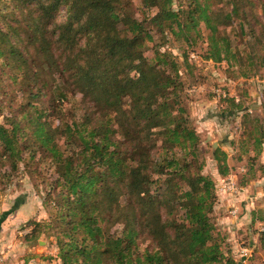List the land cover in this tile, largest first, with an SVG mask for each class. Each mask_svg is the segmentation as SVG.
<instances>
[{
	"label": "trees",
	"instance_id": "trees-1",
	"mask_svg": "<svg viewBox=\"0 0 264 264\" xmlns=\"http://www.w3.org/2000/svg\"><path fill=\"white\" fill-rule=\"evenodd\" d=\"M133 1L0 0V88L11 81L25 98L0 122V184L20 169L26 149L52 159L51 221L32 222L27 237L56 235L62 264H240L212 220L219 190L203 172L181 63L161 47L169 36L194 46L206 31L205 59L242 66L246 57L243 69L258 70L264 0H186L180 8L140 0L141 16ZM254 5L262 13L253 19ZM238 32L250 36L248 53L234 44ZM70 95H80L84 111L66 121ZM242 125L239 146L253 152V164L264 149L263 120L246 112ZM213 157L225 178L226 151L215 148Z\"/></svg>",
	"mask_w": 264,
	"mask_h": 264
},
{
	"label": "rangeland",
	"instance_id": "rangeland-1",
	"mask_svg": "<svg viewBox=\"0 0 264 264\" xmlns=\"http://www.w3.org/2000/svg\"><path fill=\"white\" fill-rule=\"evenodd\" d=\"M133 3L136 15L141 16L140 0H134ZM185 4L186 0L174 1L175 8ZM216 7L229 9L223 2H218ZM248 11L249 17L253 19L255 14L262 13L261 8L256 5ZM237 22L235 20L234 26ZM231 28L232 26L227 29ZM256 29H260L259 23ZM204 32L194 46L169 36L161 49L172 51L181 63L180 72L185 87L184 104L192 126L201 139L202 156L205 158L203 172L214 177L219 192H223L220 188L222 179L229 175L234 174L242 186L238 194L227 193L228 199L223 200L218 194L212 213L217 233L224 238V252L241 264H264V244L260 235L264 223L256 218L264 217V149L252 164L249 157L253 156V152L244 154L238 142L245 130L242 121L246 112L251 117H260L264 125V66L258 70L251 66L243 69L242 66L248 64L246 57L242 66H229L226 62L205 59L207 33ZM156 36L159 37L158 34ZM248 36L241 32L232 35L235 38L234 44L241 46L240 49L247 53L251 50L247 46L250 39ZM245 46L248 50L244 49ZM247 72L249 73L245 74ZM9 82L11 85L6 84L0 88L1 123H5L11 116L12 108L16 109L25 101L17 84ZM6 91L8 94H16L15 100L10 95L4 98ZM224 97L234 98L236 103H241L242 109L224 102ZM79 98L80 95H70V101L66 102V121L82 117L84 110ZM10 104L12 105L9 106ZM47 118L53 120L55 125L59 122L50 115ZM215 148L226 151L228 155L230 171L225 178H221L217 161L213 157ZM34 152L33 157V152L26 149L20 169L11 180L0 184V264H62L56 235L48 236L43 233L32 240L27 237L33 229L32 222L43 224L51 221L50 207L46 201L55 191L53 182L57 178L52 159L38 148ZM245 179L248 182L243 184ZM125 201L126 198L122 197L121 202ZM235 208L236 214L232 212ZM116 229H119L118 225L112 231L116 232ZM243 248L248 249L247 255H243Z\"/></svg>",
	"mask_w": 264,
	"mask_h": 264
},
{
	"label": "built area",
	"instance_id": "built-area-1",
	"mask_svg": "<svg viewBox=\"0 0 264 264\" xmlns=\"http://www.w3.org/2000/svg\"><path fill=\"white\" fill-rule=\"evenodd\" d=\"M223 192L226 193H230V194H238L241 191V187L238 184V181L235 177V175H229L228 177H226L225 179H222L221 181V187ZM232 212L234 214L237 213V208L233 209ZM262 230L264 231V227L262 228ZM242 253L243 255H247L248 254V249L247 248H243L242 249Z\"/></svg>",
	"mask_w": 264,
	"mask_h": 264
},
{
	"label": "crops",
	"instance_id": "crops-1",
	"mask_svg": "<svg viewBox=\"0 0 264 264\" xmlns=\"http://www.w3.org/2000/svg\"><path fill=\"white\" fill-rule=\"evenodd\" d=\"M219 195L222 196L221 198H223V200L228 199L227 193H225V192H219Z\"/></svg>",
	"mask_w": 264,
	"mask_h": 264
},
{
	"label": "water",
	"instance_id": "water-1",
	"mask_svg": "<svg viewBox=\"0 0 264 264\" xmlns=\"http://www.w3.org/2000/svg\"><path fill=\"white\" fill-rule=\"evenodd\" d=\"M241 264V263H240Z\"/></svg>",
	"mask_w": 264,
	"mask_h": 264
}]
</instances>
